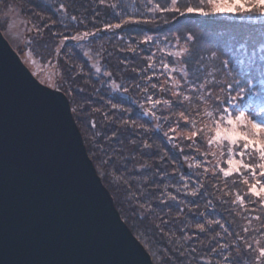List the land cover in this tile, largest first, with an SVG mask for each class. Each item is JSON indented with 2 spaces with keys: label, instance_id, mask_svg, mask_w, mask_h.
Segmentation results:
<instances>
[{
  "label": "trees",
  "instance_id": "1",
  "mask_svg": "<svg viewBox=\"0 0 264 264\" xmlns=\"http://www.w3.org/2000/svg\"><path fill=\"white\" fill-rule=\"evenodd\" d=\"M56 2L69 19H62L41 0H0V5L15 6L27 26L33 27V34L35 29L41 31L39 44L52 50L62 39L78 35L80 29L91 33L62 46L56 60L55 87L69 103L87 155L121 220L152 263L264 264L259 257L264 248V202L252 197L242 182L264 178L235 173L225 177L220 166L207 169L211 158L219 160L216 151L221 153L219 162L224 167L230 158H241L205 142V125L210 122L207 112L217 118L222 107L233 115L259 110V98L247 93L231 102L240 104L238 110L227 101L245 81L252 92L264 93V23L246 26L238 23L244 16L225 20L194 14L166 23L176 17L175 12L147 10L150 2L154 9L157 4L165 8L170 0ZM186 4L195 6L199 0H179L181 11ZM117 24L120 27L114 26ZM189 33L194 34V42H186ZM159 35L168 38L166 43L173 51H182V57H173L143 40ZM85 48H96L105 71L128 89L135 102L140 97L163 96L170 104V123L164 119L161 128L158 121L157 130L133 102L112 94L107 86L100 88L84 56ZM186 48L188 53L183 52ZM223 61L228 63L222 65ZM163 64L184 70L194 87L180 77L181 90L171 99L170 84L162 81ZM180 107L186 109L187 121L177 113ZM177 123L192 126L198 135L171 140L172 145L165 128ZM242 159L248 161L247 156Z\"/></svg>",
  "mask_w": 264,
  "mask_h": 264
},
{
  "label": "water",
  "instance_id": "2",
  "mask_svg": "<svg viewBox=\"0 0 264 264\" xmlns=\"http://www.w3.org/2000/svg\"><path fill=\"white\" fill-rule=\"evenodd\" d=\"M0 264H152L114 207L66 97L0 33Z\"/></svg>",
  "mask_w": 264,
  "mask_h": 264
},
{
  "label": "rangeland",
  "instance_id": "3",
  "mask_svg": "<svg viewBox=\"0 0 264 264\" xmlns=\"http://www.w3.org/2000/svg\"><path fill=\"white\" fill-rule=\"evenodd\" d=\"M43 3L48 4L51 6L54 11H57L59 16L62 19H65L66 17L69 19V16L67 15L66 10L64 8L58 7V4L56 0H41ZM150 2V0H149ZM150 6L147 8L148 11L150 12H155L157 8L153 7V4L150 2ZM171 0L169 3V6L171 7ZM164 8L162 5H160V8ZM59 10L61 12H59ZM184 9H182L183 11ZM161 12L160 10H157ZM169 12V11H166ZM190 15V14H188ZM182 15H179L176 13L175 18H171L169 21L166 23H169L171 21L176 20ZM198 16V18H204V16ZM209 17H215V16H209ZM208 17V18H209ZM221 18L226 17H231V15H225V16H219ZM251 17V18H250ZM128 19H125L126 21ZM72 21L77 24V21L75 18H72ZM231 21V20H230ZM260 22L264 23V17L259 16V15H250V16H244L242 21L238 23L246 24V26L249 25H255V24H260ZM115 26V25H114ZM33 27H28L26 24V21L22 19L20 12L18 9L11 5H0V33L2 34L3 38L7 41L11 49L17 54L23 65L29 70L31 75L43 86L57 91L55 87V80H56V60L57 56L62 48V46L67 42V40H75V41H80L85 39L87 36H89L91 33L89 31H83L82 29L78 30V35L74 34L72 39L64 38L60 41L59 47L56 49L54 48H48L47 46H42L39 44L38 41V34L41 33V31L35 29V34L32 32ZM165 35L161 36L159 35L158 37H147L143 38V40H147L151 43V47L155 46V49L157 47L160 48V50L164 51L165 53L171 54L173 57L181 58L182 57V51H173V48L171 49V46L167 44L166 42L168 41V38H164ZM110 39V38H108ZM160 42L162 43L163 47H160ZM98 44H101L102 42H98ZM79 46V45H78ZM79 48L82 50L83 45H80ZM96 48H93V51H88L87 48L84 49V56L89 59V63L95 73V75L98 78V83L100 88H103L107 86L111 93L114 95H119L121 98L125 99L126 101L133 102L135 106L138 108L139 113L146 119H148L151 123H153V127L158 130V121L161 124V128H163L164 122L163 120H167L170 123V115L167 113L169 111L170 104H167L164 97L160 96L159 98H155L154 96H146L145 99L142 97L139 98L137 96L138 101L135 102L128 91L126 87H123L120 82H115L113 80V77L110 73V71H105V68L100 64V60L98 59V55L95 51ZM155 49L153 52V57H155ZM177 52H181L180 56H176ZM160 66V64H159ZM161 70L163 71V75L165 79L163 83L170 84V90H169V95H171V99L175 98V94H178V88L181 90L179 87L180 84V77L185 79L186 82L192 87L193 81L191 83L190 80L187 79V73L179 67H170L168 68L167 65H162ZM177 87V88H176ZM176 91V92H175ZM59 92V91H58ZM61 93V92H60ZM223 108V107H222ZM186 109L184 107H180L177 111V113L180 111V117L181 119H186L184 115V111ZM183 112V113H182ZM179 114V113H178ZM72 115V114H71ZM216 117V114H215ZM217 118H219L217 116ZM187 121V119H186ZM160 128V125H159ZM206 128V133L207 136L205 137V142L212 148L214 147L213 145L215 144H209L207 142L208 137L212 135V133L209 131V128ZM168 139L171 142H175L179 138H188L192 132H197V129L193 128L192 126L187 127L185 124L182 123H177L175 125H169L168 128H165ZM209 132V135H208ZM198 133V132H197ZM194 138V137H193ZM192 138V139H193ZM173 142L171 144L173 145ZM217 146V145H216ZM217 157H219V160L221 161V153L216 151ZM218 158L213 157L210 159V161L207 164V169H212L214 167L220 166L222 169L227 170L229 165L225 163L226 167L219 162ZM223 173V172H222ZM98 176V175H97ZM105 188V187H104ZM251 195V194H250ZM113 201V200H112ZM124 223V222H123ZM130 231V230H129ZM147 253V252H146ZM148 254V253H147ZM149 255V254H148ZM150 257V256H149ZM152 262V261H151ZM153 264V263H152Z\"/></svg>",
  "mask_w": 264,
  "mask_h": 264
},
{
  "label": "snow or ice",
  "instance_id": "4",
  "mask_svg": "<svg viewBox=\"0 0 264 264\" xmlns=\"http://www.w3.org/2000/svg\"><path fill=\"white\" fill-rule=\"evenodd\" d=\"M171 7L160 8L157 4V10L175 12L179 15L195 14L199 16H250L253 14L264 17V0H199V4L193 6L186 4L184 10L181 11L179 0H171ZM115 27H120L119 24ZM194 34L189 33L186 37V42H194ZM243 49V46H241ZM190 49H183L184 53H188ZM181 52H177L176 56H180ZM213 57L216 53L211 54ZM228 61H223L222 65ZM199 70V69H198ZM231 88L232 85H229ZM235 95L228 98V103L232 101H240L243 94L247 93L251 96L259 98V110L251 112L247 115L245 111H238V114L233 115L228 108L218 109L220 112L219 118H214L213 112H207L206 115L210 118L209 128L212 133L208 137L209 144H215L218 147H224L231 155L235 153L241 159L230 158L227 163V170L221 169L225 177H230L234 173L242 177L245 174H250L254 179L258 176L264 178V93H254L251 87L244 82V86H238L235 89ZM234 110L240 108L239 103H231ZM197 132H192L188 137L192 139L197 136ZM247 156L248 161L242 158ZM244 184L248 185V192L252 197H256L259 201L264 202V179H255L254 183L249 180H243ZM195 194V193H193ZM243 203V198L238 197ZM259 257L264 259V248L259 250Z\"/></svg>",
  "mask_w": 264,
  "mask_h": 264
}]
</instances>
